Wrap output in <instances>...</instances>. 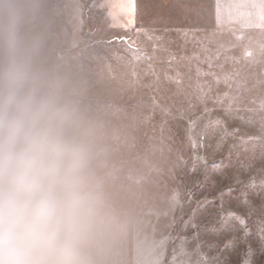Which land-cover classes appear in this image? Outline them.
Returning <instances> with one entry per match:
<instances>
[{
  "label": "rangeland",
  "instance_id": "1",
  "mask_svg": "<svg viewBox=\"0 0 264 264\" xmlns=\"http://www.w3.org/2000/svg\"><path fill=\"white\" fill-rule=\"evenodd\" d=\"M66 1L36 0V19L46 59L86 81L85 103L112 134L101 171L119 224L105 264H161L173 237L188 238L179 264H198L201 252L264 264V187L246 188L261 179L260 146L235 155L238 137L264 124V0H136L129 24L109 23L99 0H68L69 13ZM226 211L248 218L246 238Z\"/></svg>",
  "mask_w": 264,
  "mask_h": 264
},
{
  "label": "clouds",
  "instance_id": "2",
  "mask_svg": "<svg viewBox=\"0 0 264 264\" xmlns=\"http://www.w3.org/2000/svg\"><path fill=\"white\" fill-rule=\"evenodd\" d=\"M36 0H0V264H105L111 131L45 57Z\"/></svg>",
  "mask_w": 264,
  "mask_h": 264
},
{
  "label": "snow or ice",
  "instance_id": "3",
  "mask_svg": "<svg viewBox=\"0 0 264 264\" xmlns=\"http://www.w3.org/2000/svg\"><path fill=\"white\" fill-rule=\"evenodd\" d=\"M131 4H132V0H127V3L124 5H117L113 2V0H108V2L105 5H103V7H106L109 9V12H108L109 17L111 19L115 20L116 19L115 9L117 7H119L120 12L125 13ZM113 26H115V25H113ZM121 26H123V25H121ZM120 42L127 43L128 41H127V38H115V37L112 40L108 41L109 44L120 43ZM232 131L235 134V133H238L240 130L237 128V129H233ZM260 131H261V135L258 137H247V136L238 137V145H239L240 150L237 151L235 154L237 159H239L241 152H249L250 150L254 151V149L249 148V145L258 144L260 146L259 159L261 161H264V124L260 125ZM195 146H197V145L194 143V147ZM236 146L237 145H233V147H236ZM221 147H222V144H218L216 150H219ZM228 156L231 157L232 153L230 152L228 154ZM217 166L223 167V162H218L217 165H213V167H217ZM252 166H253L252 164L246 165V167H248V168H250ZM258 171L261 175V179L259 181H257V179L255 177L251 178L248 181V184L246 186L247 189H254L256 187L257 183H259L262 187H264V168H261ZM226 191L229 194H231L233 192V189L228 188ZM249 195H250V192L248 190H242L239 193L240 199L244 203H248ZM173 199L175 200L176 198L173 197ZM209 203H212V202H209ZM220 207H223V202H221ZM261 210L264 211V208H262ZM220 215H221V218L225 219V220H227V219L236 220L240 224L241 228L243 229V231L245 233V238L250 233L251 229L248 226V218L247 217L240 216L238 213L231 212V211L222 212ZM191 227L195 228L196 225L193 223V224H191ZM198 236H199V234L196 233L195 234V238L197 240L196 249L200 250L202 248V245L198 241ZM260 238H261V240H264V225H262L260 228ZM172 239L177 241V246L174 247L173 252H172V256L168 260L162 259L161 264H179V256L177 255V248L181 253H184L187 250L186 249V245L188 243L187 237H178V238L173 237ZM239 239L240 238L234 237V238L229 239L228 241H225L224 242V248L226 249L228 247L234 246ZM163 243H167V241H165ZM198 264H217V262L214 260H209V258L203 252H201V260L198 262ZM244 264H251V261L246 260L244 262Z\"/></svg>",
  "mask_w": 264,
  "mask_h": 264
},
{
  "label": "crops",
  "instance_id": "4",
  "mask_svg": "<svg viewBox=\"0 0 264 264\" xmlns=\"http://www.w3.org/2000/svg\"><path fill=\"white\" fill-rule=\"evenodd\" d=\"M107 2H108V0H99L98 4H99V7L101 9H103L107 12L106 17H107V21L109 23H111V24H117V23L129 24V23H132L134 21V19L136 18V12H135L136 0H132V4L128 7V10L125 13H121L119 7H117L115 9V12H116V19L115 20H113L109 17V15H108L109 9L106 7H103V5H105ZM113 2L117 5H124L127 3V0H113ZM66 5L69 7L68 13H69V10L75 9V6H74L72 1L68 2V0H67ZM70 14H71V11H70Z\"/></svg>",
  "mask_w": 264,
  "mask_h": 264
}]
</instances>
